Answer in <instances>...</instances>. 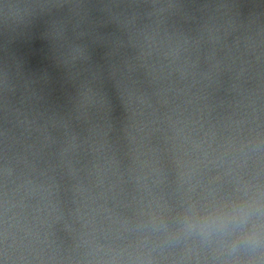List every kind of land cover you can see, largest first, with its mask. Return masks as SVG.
<instances>
[{"label":"water","instance_id":"obj_1","mask_svg":"<svg viewBox=\"0 0 264 264\" xmlns=\"http://www.w3.org/2000/svg\"><path fill=\"white\" fill-rule=\"evenodd\" d=\"M0 264H264V0H0Z\"/></svg>","mask_w":264,"mask_h":264}]
</instances>
